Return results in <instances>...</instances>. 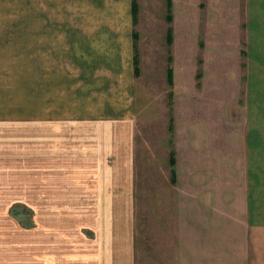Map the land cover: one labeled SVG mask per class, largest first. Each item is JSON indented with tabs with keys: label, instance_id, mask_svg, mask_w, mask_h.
Wrapping results in <instances>:
<instances>
[{
	"label": "crops",
	"instance_id": "1",
	"mask_svg": "<svg viewBox=\"0 0 264 264\" xmlns=\"http://www.w3.org/2000/svg\"><path fill=\"white\" fill-rule=\"evenodd\" d=\"M204 1L23 0L0 20V264H264L254 57L211 90L172 65L180 44H264V0ZM146 44L167 53L156 114L136 98Z\"/></svg>",
	"mask_w": 264,
	"mask_h": 264
},
{
	"label": "rangeland",
	"instance_id": "2",
	"mask_svg": "<svg viewBox=\"0 0 264 264\" xmlns=\"http://www.w3.org/2000/svg\"><path fill=\"white\" fill-rule=\"evenodd\" d=\"M200 1H203L202 3ZM225 3H228L229 5H234V3L237 0H224ZM199 4H196V6L200 5V9L204 12V9L207 7V4L204 0H198ZM23 0H0V20H17V19H25L26 18V13L23 10ZM195 31V30H194ZM194 34L200 35L194 32ZM201 46V45H199ZM214 46L213 44H203L202 47H198V44L194 42V44L191 45H181L183 49H181V52H178L179 49H177V55L176 58H174L172 65L177 67V71H179V78L183 77V74L185 73V69H188L189 64L191 65V68L193 70V77H195V72H201L203 71V76L202 80L203 84L209 85V90L212 84H215L217 81L215 79L216 76L213 77V74L215 75L217 67L219 65V69L221 71L223 70H235L237 73L238 71V65L239 62L245 63L242 69V78H241V83H246V68H247V63H248V55L251 54L254 58L251 57V60L249 61L251 65H253V70H254V77L253 81L254 83L256 82V85H262V87L258 88H251L250 93H249V109H250V117H248L249 127L251 131V136H250V147L252 150L254 149L256 152L254 154L252 153L250 158L251 161L255 163V165L258 167H264V44H241L240 47L236 45H224L227 50H225V57L220 59L215 53L214 49H211L213 53H207L209 47ZM152 45H140V73H139V78L135 76L136 79H134V82L141 83L138 86L137 90V85H135V90H136V98L139 97L140 102L139 103H148L150 104L152 102L153 98H156L157 103L154 107H150L148 109L149 114L152 115L153 113V108H154V114L157 112H161L162 104L161 100H163V95L166 96V93L168 91L166 87V78H165V70L167 67L166 63V57L167 53L160 52V58L161 59H156L153 58L152 56ZM161 50L165 48V45H160ZM233 48V49H232ZM239 50H245L244 54H240L239 57L241 59H235V56L238 55ZM250 50V51H249ZM207 51V52H206ZM167 52V51H166ZM190 52V53H189ZM189 53V54H188ZM158 56V55H157ZM175 57V56H174ZM254 63V64H253ZM205 72V74H204ZM177 73V77H178ZM241 73V72H240ZM233 74H228V76L231 78V81L233 82ZM239 73L237 74V76ZM139 80V81H138ZM194 84H195V80ZM198 82H200L198 80ZM222 82V81H221ZM155 83V84H154ZM179 83L182 85L183 81H179ZM152 84L156 86V91H153L151 89ZM183 86V85H182ZM145 89V90H144ZM199 89H203L202 86ZM178 90V89H177ZM200 90V91H201ZM194 89L193 93L198 94ZM220 91V89L218 90ZM245 91H241L240 96L237 97L238 101L243 104L245 100L244 96ZM139 93V94H138ZM207 92H205L206 94ZM202 94V92H201ZM200 94V95H201ZM238 94V93H237ZM236 94V95H237ZM177 96L179 99L183 98L185 96V93H177ZM207 97H210V99L213 97L212 92L208 91ZM195 99V98H193ZM196 99H199V97H196ZM151 100V101H150ZM183 105V104H182ZM195 106V105H194ZM137 107V105H136ZM157 107L159 108L157 110ZM211 109V108H210ZM140 111L142 113V108L140 106L136 109V111ZM135 111V112H136ZM216 111V112H215ZM214 112L209 113L210 119L213 117H219L223 115L222 110L220 109H215ZM148 114V113H147ZM143 124H141L142 126ZM192 127L195 130V133H201V136L197 137L200 142L202 141L203 135H204V128L205 125L204 123L200 120L199 122L193 123ZM152 128V127H151ZM139 128L136 125L135 131H138ZM219 130V129H218ZM252 152V151H251ZM261 153V154H258ZM134 157L136 159L137 155L136 152L134 153Z\"/></svg>",
	"mask_w": 264,
	"mask_h": 264
}]
</instances>
